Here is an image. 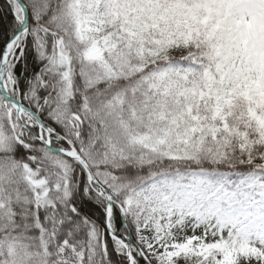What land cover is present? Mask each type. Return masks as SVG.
<instances>
[{"label": "trees", "instance_id": "trees-1", "mask_svg": "<svg viewBox=\"0 0 264 264\" xmlns=\"http://www.w3.org/2000/svg\"><path fill=\"white\" fill-rule=\"evenodd\" d=\"M23 1L30 24L9 69L13 93L52 130L53 146L74 148L100 181L110 179L109 191L127 207V228L114 207L115 229L135 235L148 219L153 226L161 213L169 218L157 202L154 209L141 204L133 190L153 179L183 183L194 171L226 176L231 191L254 175L258 182L238 198L253 196L262 212L264 133L251 114H264V87L254 73L246 83L245 62V89L214 117L215 97L224 91L217 67L241 46V27L227 16L224 2L111 0L103 29L85 43L71 10L74 0ZM19 26L13 2L0 0V59ZM104 38L114 45L104 60L116 76L92 84L84 54ZM108 105L124 124L114 132L100 114ZM22 118L27 127L0 95V264H128L106 231L105 201L84 169L47 150L35 122ZM127 131L161 141L164 155L120 144L116 138ZM231 203L206 192L190 213L202 218L208 212L209 220L213 212H232ZM176 263L208 264L202 241L180 250ZM135 264H145L137 252Z\"/></svg>", "mask_w": 264, "mask_h": 264}, {"label": "rangeland", "instance_id": "rangeland-1", "mask_svg": "<svg viewBox=\"0 0 264 264\" xmlns=\"http://www.w3.org/2000/svg\"><path fill=\"white\" fill-rule=\"evenodd\" d=\"M227 6V15L238 22L240 29V49L228 53L218 65L220 83L224 88L221 95L215 97L217 103L214 117L220 116L224 105L232 103L236 98V91L245 89L242 84V73L245 71L246 83H251V76L257 75V83L264 87V0H220ZM111 0H74L71 4L72 13L75 16L78 37L81 41L89 43L93 37L103 29L104 8ZM19 20L22 13L15 6ZM220 17V13H213ZM223 25V20H219ZM114 45L104 38L89 44L84 58L90 64L91 69L87 72L92 84H97L114 78L116 73L105 62L104 55L111 53ZM207 77L212 80L210 73ZM8 85L14 92L11 77H8ZM249 93V92H248ZM264 103V99L262 100ZM100 114L110 122L113 132L124 127L113 105L100 109ZM256 120L258 127L264 133V114H251ZM122 135V132H121ZM129 131L125 137L116 139L120 144L138 145L146 148L152 155L163 156L162 142L150 136L133 137ZM123 138V140H122ZM258 180L251 176L241 181L237 191H230L233 182L224 175L214 179L205 172H193L185 179V183L176 180L153 179L143 183L133 190V193L153 208V203L161 205L170 213L167 219L164 214L154 226H150L152 220L136 230V240L152 264H176L175 259L180 250L192 241H202L203 252L210 259L209 264H264V213L257 212L254 197H246L244 202L239 201L235 210H225L221 213L213 212L208 219V212L201 222L189 214V210L195 205L197 199L203 193L211 192L213 197H221L223 200L232 202L231 208L238 203V194L245 187H252ZM104 185L111 187L109 178H103ZM35 188L38 183H33ZM43 189V185L41 186ZM44 193L47 191L43 189ZM140 191V192H138ZM132 200L128 201L131 204ZM247 203V205H246ZM264 209V203L262 204ZM210 208H213L211 205ZM170 221L169 227L165 225ZM205 223V225H204ZM203 224L205 227H203ZM165 230V231H164ZM163 231V232H162ZM124 251L122 248H119Z\"/></svg>", "mask_w": 264, "mask_h": 264}, {"label": "water", "instance_id": "water-1", "mask_svg": "<svg viewBox=\"0 0 264 264\" xmlns=\"http://www.w3.org/2000/svg\"><path fill=\"white\" fill-rule=\"evenodd\" d=\"M16 5L19 6L21 12H22V21L21 25L18 28V30L15 32V34L11 37V39L7 42L3 54L1 56L0 60V93L4 101L13 106L16 109V112L20 118L21 121V115L23 113L28 114L32 119H34L37 122V125L39 126L40 129H43L47 133L46 139L43 137L39 138V142L43 144L48 150L51 152L58 154L60 156L69 158L71 160L76 161L79 163L84 170L86 171L87 175L89 176L90 181L95 185L96 189L100 192L101 195H103L106 203H107V211H106V228L110 234V236L117 241L121 242L125 247L127 251V262L128 264H134V257L131 251L130 245L127 244V241L124 240L121 235L116 234L110 224V218H111V207L114 204H118L116 200L112 197V195L109 193V191L97 180L95 177L93 171L91 170L89 164L87 161L75 150L68 151V150H62L55 148L52 145V132L49 128H47L39 116L30 108L25 106L22 101L18 98L12 95L9 91L8 85H7V72L10 66L11 62V56H12V49L13 46L16 45L21 41V39L24 37L26 32L29 29V9L25 2L23 0H13ZM18 46V44H17ZM18 49V48H17ZM17 49L14 51V54L16 53ZM119 205V204H118ZM122 213L123 220L125 221V209L119 205ZM140 252L142 258L147 264H150L147 259L145 258V255L143 252L140 250V248L137 246V244L131 239H128Z\"/></svg>", "mask_w": 264, "mask_h": 264}]
</instances>
